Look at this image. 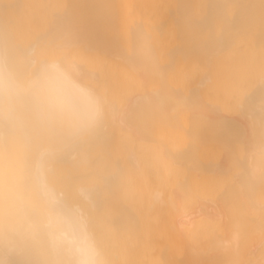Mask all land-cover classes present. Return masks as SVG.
Returning a JSON list of instances; mask_svg holds the SVG:
<instances>
[{
    "label": "bare ground",
    "instance_id": "1",
    "mask_svg": "<svg viewBox=\"0 0 264 264\" xmlns=\"http://www.w3.org/2000/svg\"><path fill=\"white\" fill-rule=\"evenodd\" d=\"M0 60L53 85L33 112L50 211L0 229V264L82 243L264 264V0H0ZM18 158L0 143V168Z\"/></svg>",
    "mask_w": 264,
    "mask_h": 264
},
{
    "label": "clouds",
    "instance_id": "2",
    "mask_svg": "<svg viewBox=\"0 0 264 264\" xmlns=\"http://www.w3.org/2000/svg\"><path fill=\"white\" fill-rule=\"evenodd\" d=\"M36 79L19 76L14 66L0 60V143L18 150V161L0 168V229L19 224L30 215H46L50 209L41 200L44 189L42 168L47 128L33 119L44 87ZM69 234L73 229L67 225ZM58 264H103L87 244L60 250Z\"/></svg>",
    "mask_w": 264,
    "mask_h": 264
}]
</instances>
